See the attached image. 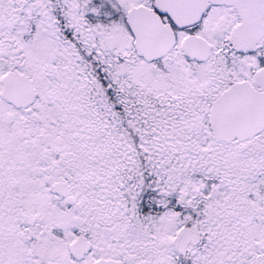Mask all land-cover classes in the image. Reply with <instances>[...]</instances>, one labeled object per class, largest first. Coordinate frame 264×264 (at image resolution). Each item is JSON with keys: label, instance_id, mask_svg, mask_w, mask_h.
<instances>
[{"label": "snow or ice", "instance_id": "obj_1", "mask_svg": "<svg viewBox=\"0 0 264 264\" xmlns=\"http://www.w3.org/2000/svg\"><path fill=\"white\" fill-rule=\"evenodd\" d=\"M0 264H264V0H0Z\"/></svg>", "mask_w": 264, "mask_h": 264}]
</instances>
